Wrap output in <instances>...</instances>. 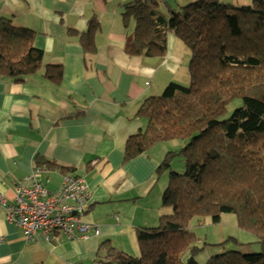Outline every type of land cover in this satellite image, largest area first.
I'll return each mask as SVG.
<instances>
[{"label":"crops","instance_id":"1","mask_svg":"<svg viewBox=\"0 0 264 264\" xmlns=\"http://www.w3.org/2000/svg\"><path fill=\"white\" fill-rule=\"evenodd\" d=\"M159 1L167 15L196 0ZM219 1L233 6L253 2ZM130 2L0 0V16L35 31L45 62L64 70L60 85L42 74L22 83L0 78V195L13 201L16 181L33 174L39 160L75 169L65 174L42 168L39 179L48 190L58 191L71 173L85 179L91 194L86 239L62 232L48 238L39 232L28 240L0 204V264H108L109 252L100 249L106 241L138 257L137 229L159 223L168 182L158 181L156 171L177 150L154 146L153 152L126 162L125 147L147 128L138 113L149 97L172 82L188 85L191 54L169 34L165 55H131L126 46L134 22L126 24L123 18ZM92 21L98 24L96 50L88 54L83 42Z\"/></svg>","mask_w":264,"mask_h":264},{"label":"trees","instance_id":"2","mask_svg":"<svg viewBox=\"0 0 264 264\" xmlns=\"http://www.w3.org/2000/svg\"><path fill=\"white\" fill-rule=\"evenodd\" d=\"M125 23L134 22L126 49L131 55L163 56L169 34L191 51V82H172L159 96L149 97L138 115L147 120L145 131L132 135L125 147L130 161L163 141L187 140L179 152H169L156 171L159 179L176 156L186 158V172L170 171L155 227L137 229L140 255L118 251L109 241L101 250L108 264H200L198 238L192 220L234 213L239 226L259 238L262 251H229L206 264H264V0L233 6L219 0H196L164 14L159 0H131L125 6ZM90 23L83 42L86 53L96 50ZM36 32L16 26L0 16V78L22 83L42 74L60 85L62 66L45 62L35 45ZM243 104L227 120L228 106ZM62 173L74 172L59 163L38 161ZM189 252L185 260L183 255Z\"/></svg>","mask_w":264,"mask_h":264},{"label":"built area","instance_id":"3","mask_svg":"<svg viewBox=\"0 0 264 264\" xmlns=\"http://www.w3.org/2000/svg\"><path fill=\"white\" fill-rule=\"evenodd\" d=\"M41 168L15 183V197L8 202L0 195V204L7 210V219L22 230L23 236L33 240L41 232L46 237L62 232L74 238H88L91 225L85 217L90 208L91 194L80 175L64 176L60 189L48 190L39 179ZM96 233L99 230L95 228ZM71 264V263H69Z\"/></svg>","mask_w":264,"mask_h":264},{"label":"rangeland","instance_id":"4","mask_svg":"<svg viewBox=\"0 0 264 264\" xmlns=\"http://www.w3.org/2000/svg\"><path fill=\"white\" fill-rule=\"evenodd\" d=\"M181 42L184 43L183 41ZM185 48L187 49L188 53L191 54L190 49L186 45ZM188 74L189 76L187 79V83L189 85L191 82L190 71ZM168 85L157 96L163 94ZM242 104L243 102L241 99H235L228 106L226 114L220 117V120H227L233 114L234 110L239 108ZM187 142V140H171L166 142L163 141L156 144L154 150L162 148V150H165L166 152L168 150H172L168 149L167 147H172V145H174V150H177L176 152H179L184 146H186ZM154 150L150 151L153 152ZM186 170V158L180 155L176 156L171 160L170 170L164 172V174L158 179V181L168 182L170 171L176 172L178 174H184ZM163 210L165 212L164 214H170L172 212L169 208L162 209V213ZM190 228L195 232L198 238V242L196 243L197 247L201 248V250L196 255V259L200 264H206L211 257L219 254H224L229 251H237L242 255L255 254L262 251L261 244L259 243V238L255 234L242 229L239 226L238 217L234 213L223 214L221 221L217 224L213 223L211 218H196L192 220ZM189 255V252H186L183 255V258L186 260Z\"/></svg>","mask_w":264,"mask_h":264}]
</instances>
